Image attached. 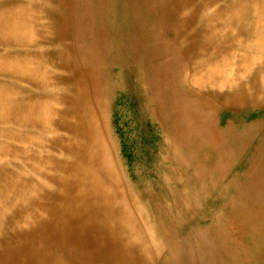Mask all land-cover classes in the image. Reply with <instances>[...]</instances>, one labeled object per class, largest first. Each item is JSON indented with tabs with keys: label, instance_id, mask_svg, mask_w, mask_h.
Returning a JSON list of instances; mask_svg holds the SVG:
<instances>
[{
	"label": "bare ground",
	"instance_id": "1",
	"mask_svg": "<svg viewBox=\"0 0 264 264\" xmlns=\"http://www.w3.org/2000/svg\"><path fill=\"white\" fill-rule=\"evenodd\" d=\"M121 91L157 154L117 149ZM259 110L264 0H0V264H264ZM252 133L256 179L228 182ZM230 184L229 228L188 226Z\"/></svg>",
	"mask_w": 264,
	"mask_h": 264
},
{
	"label": "rangeland",
	"instance_id": "2",
	"mask_svg": "<svg viewBox=\"0 0 264 264\" xmlns=\"http://www.w3.org/2000/svg\"><path fill=\"white\" fill-rule=\"evenodd\" d=\"M143 97V96H142ZM137 106L138 102L134 97H131V94H126L125 92H119L115 99L112 100V106L110 108V126L113 132V137L115 140V145L117 149L120 148H130L131 151L139 148L147 147L149 151L158 152L160 147V133L155 127V125L150 122V120L141 121L137 116ZM222 116L221 118H224ZM258 119H264V110H259L257 113H253L247 117L249 121H255ZM251 140L243 142L242 147L238 149V157L236 162L233 165L232 172L227 176L228 182H245L250 181L251 179H256L254 172L258 171L256 166L251 167L250 159L253 158L256 150L261 146L257 140V134H251ZM262 147L264 145L262 144ZM132 154L135 155V152ZM130 154L128 157L122 158V164L126 171L128 170V179L130 183L138 187L141 183L154 184V179L149 173V169L155 161L157 162V157L153 159V156L149 159H144L140 156H133ZM157 154V153H156ZM135 168H141L144 170L146 175L139 176L135 174ZM178 181H183L184 177L178 176ZM189 186V184H187ZM231 185V184H230ZM226 192L221 193V196L212 197L207 199L202 206L199 208L201 212H197L195 217H200L202 219L201 223H191L188 224L198 228H205L206 226H211L212 229H225L229 228L230 224H213L214 220L217 221L219 217V209L227 208L230 211V201H240V193H236V190L233 189L231 185ZM236 186V185H235ZM259 197L264 198V196L259 195ZM192 203V200H191ZM214 219V220H213ZM218 222V221H217ZM227 239L229 245L237 246L239 240L237 239Z\"/></svg>",
	"mask_w": 264,
	"mask_h": 264
}]
</instances>
